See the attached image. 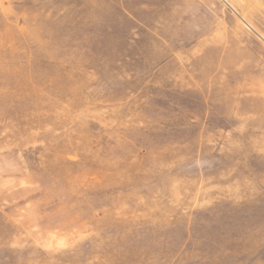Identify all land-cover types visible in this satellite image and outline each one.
Wrapping results in <instances>:
<instances>
[{
    "label": "rangeland",
    "instance_id": "374dc122",
    "mask_svg": "<svg viewBox=\"0 0 264 264\" xmlns=\"http://www.w3.org/2000/svg\"><path fill=\"white\" fill-rule=\"evenodd\" d=\"M0 264H264V0H0Z\"/></svg>",
    "mask_w": 264,
    "mask_h": 264
}]
</instances>
